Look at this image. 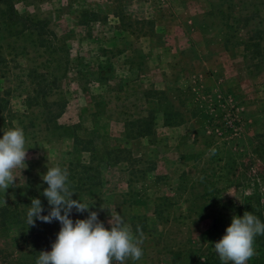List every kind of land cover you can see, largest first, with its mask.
<instances>
[{
    "label": "rangeland",
    "instance_id": "374dc122",
    "mask_svg": "<svg viewBox=\"0 0 264 264\" xmlns=\"http://www.w3.org/2000/svg\"><path fill=\"white\" fill-rule=\"evenodd\" d=\"M212 1L14 0L20 14L45 21L56 37L48 50L29 44V54L0 73V96L10 90L0 137L19 127L28 148L27 167L14 170L16 185L0 190V250L13 257L20 249L51 250L60 223L28 226L26 213L39 198L47 214L41 177L54 166L68 170L72 198L97 211L106 228L107 204L125 195L124 221L144 236L143 257L126 264H222L214 243L238 207L250 202L264 223V54L252 45L245 58L244 47L235 48L264 28L259 17L235 28L236 17L262 16L264 4ZM205 23L224 28L230 54L215 29L199 38ZM32 68L55 85L29 105L25 73ZM141 137L148 139L140 141L143 152L133 156L131 139ZM114 164L129 171L128 188ZM87 215L73 210L71 218ZM254 248L247 264H264V235Z\"/></svg>",
    "mask_w": 264,
    "mask_h": 264
},
{
    "label": "clouds",
    "instance_id": "9594fccd",
    "mask_svg": "<svg viewBox=\"0 0 264 264\" xmlns=\"http://www.w3.org/2000/svg\"><path fill=\"white\" fill-rule=\"evenodd\" d=\"M23 129L14 127L0 137V190L5 193L16 185L15 169H25L27 150ZM216 149H210L214 155ZM68 170L59 166L47 167L41 179L47 184L42 195L47 199V214L39 198H32L27 209L26 222L35 226L39 220L44 223L58 221L60 230L50 251H41L35 264H126L127 260L139 261L144 255L143 232L137 226L134 234L131 226L119 215L108 220L110 227L99 219L98 212L90 205L73 199L75 191L68 183ZM6 203V201H5ZM87 212V218H71V213ZM264 235V223L250 211L242 216L233 215L225 234L214 243V250L222 264H247L256 255L255 237Z\"/></svg>",
    "mask_w": 264,
    "mask_h": 264
},
{
    "label": "trees",
    "instance_id": "16d2710c",
    "mask_svg": "<svg viewBox=\"0 0 264 264\" xmlns=\"http://www.w3.org/2000/svg\"><path fill=\"white\" fill-rule=\"evenodd\" d=\"M264 4V0H263ZM259 17L260 22H264V15L261 12L251 11L245 15L239 14L236 17V26L238 29H246L250 25V21ZM232 26V25H230ZM55 34L48 29L45 21L31 18L30 16L20 14L16 7L14 0H0V73L4 74V70L8 67L10 61H15L17 56L28 53V45L34 47H42L45 50L50 49V46L55 44ZM264 40V28H257L249 33L244 41H239L236 45H242L246 53H249V47L253 45V50L256 56L264 54L261 41ZM226 44V41H225ZM7 55H10L8 59ZM25 77L29 79L30 92L26 93L24 101L29 104H35L40 97H46L49 89L55 85V79L49 80L45 72L38 73L35 69H29L25 73ZM10 90L5 91L0 96V112L6 110L10 103ZM43 102L44 99H43ZM170 124V121L164 122ZM143 136L144 134L141 133ZM133 138V137H132ZM264 179V175H262ZM250 202L243 203L242 207L237 208V215L242 216L245 211H253ZM259 218L260 215H258ZM263 222V219L261 220ZM216 223L212 225V230H216ZM33 235V234H32ZM33 242V237H32ZM32 250L20 249L18 255L13 257L0 250V257L3 264H35L39 256V251L31 247Z\"/></svg>",
    "mask_w": 264,
    "mask_h": 264
},
{
    "label": "crops",
    "instance_id": "0c3cea01",
    "mask_svg": "<svg viewBox=\"0 0 264 264\" xmlns=\"http://www.w3.org/2000/svg\"><path fill=\"white\" fill-rule=\"evenodd\" d=\"M218 0H213L212 2H217ZM213 26V27H212ZM207 27H212L211 29H208ZM205 29V30H204ZM215 29V34L218 32L220 37L218 36L217 37V40L219 41V45L221 47H223L225 53H228L230 54L231 51H228L225 47V36H226V31L224 30V28L220 27V26H217V25H211V24H208V23H205L204 25H201V27L199 28V30L201 31H198L197 30V34H199V38H205L204 36H207L209 30H213ZM240 47L243 48L242 45H237L235 46V48L239 49ZM244 49V48H243ZM232 54H233V51H232ZM211 58H207V60H210ZM215 59V55L212 57L211 60H214ZM145 140H148L147 138H144V137H141V138H134V139H131V142L132 143V149H131V154L133 156H136V155H140L142 154L143 152V145L141 144V142L145 141ZM141 141V142H140ZM141 144V145H139ZM117 165V164H116ZM115 164L110 166V169H113V168H117V169H113V172L115 171V173L117 175H119L121 178H123V182L124 184L126 185V187L128 188V183H127V178L129 177V171L128 170H121V169H118L119 167L116 166ZM114 173V174H115ZM125 176V177H124ZM113 179V178H112ZM129 179V178H128ZM110 183V182H109ZM117 184L119 183L118 181L116 182ZM112 185H114V188H115V183H113ZM120 185V183H119ZM118 185V187H119ZM117 186V185H116ZM92 187V191L93 192H98V191H101L102 188L100 185H96V184H92L91 185ZM120 191V190H119ZM95 196H96V193H95ZM116 196L117 197H114V200L109 202L107 204V207H108V211L105 213V216L107 217H110L111 216H115V215H119L123 218V220H125L126 216L123 215V210L125 208V211L127 212V214L130 213L129 209H127L129 207V204H126V201H125V195L123 193H116ZM100 197V194L97 193V197H95V199L93 198V200L91 201H97V199H99ZM122 213V214H121ZM128 216V215H127Z\"/></svg>",
    "mask_w": 264,
    "mask_h": 264
}]
</instances>
